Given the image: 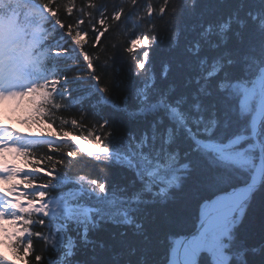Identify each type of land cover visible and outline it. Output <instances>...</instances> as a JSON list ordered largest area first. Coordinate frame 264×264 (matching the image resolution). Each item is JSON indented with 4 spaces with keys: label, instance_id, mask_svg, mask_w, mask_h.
<instances>
[{
    "label": "snow or ice",
    "instance_id": "6c2138e0",
    "mask_svg": "<svg viewBox=\"0 0 264 264\" xmlns=\"http://www.w3.org/2000/svg\"><path fill=\"white\" fill-rule=\"evenodd\" d=\"M245 2L204 24L175 65L182 81L161 86L143 74L159 39L154 17L169 0H115L111 11L103 0H0V264H83L78 248L104 247L91 233L114 223L143 235L137 217L170 189L189 186L203 203L190 231L169 235L166 264H264V237L249 244L239 231L254 193L264 190V61L253 70L247 54L229 46V33L242 41L249 21L264 34V7L240 18ZM113 33L125 39L101 43ZM117 52L139 81L122 96L115 75L101 86L97 74ZM172 71L166 63L161 79ZM85 82L89 91L75 96ZM111 113L137 130L120 135ZM37 139L43 154L32 148ZM87 161L104 165L103 181L69 175L73 162ZM113 166L132 173L129 186L107 183Z\"/></svg>",
    "mask_w": 264,
    "mask_h": 264
},
{
    "label": "trees",
    "instance_id": "16d2710c",
    "mask_svg": "<svg viewBox=\"0 0 264 264\" xmlns=\"http://www.w3.org/2000/svg\"><path fill=\"white\" fill-rule=\"evenodd\" d=\"M77 2L79 5V0ZM152 2L155 6H159L163 0H152ZM103 3L108 5L109 11H111L115 0H103ZM261 7L264 6L260 5L258 0H246L243 10L239 12V17L245 18L244 12L249 8L255 11ZM173 8L176 9L174 13L172 12ZM239 8V0H169L168 10L164 16L154 17L159 39L151 49V71L144 73V77L149 78L154 74L157 83H160L161 86L182 81V73L175 70V65L183 59L181 53L185 46L197 37L204 24L219 23L223 17L230 15ZM233 29H236L235 23H233ZM113 35L120 40L125 39V37L113 33L109 35L108 40L102 38L101 43L108 44ZM229 35L231 37L229 46L238 48L242 53L247 54L250 58L248 64L253 67V70L257 62L264 61V34L259 33L251 21L241 30L242 41L231 36V33ZM111 42L115 43V40H111ZM87 50L93 52L91 48H87ZM139 51L142 52V50ZM93 55L95 57L96 53L93 52ZM100 59L103 60L104 57L101 56ZM66 62L61 58L60 66L63 67ZM169 62L173 71L168 80L163 81L161 69ZM109 63L112 66L103 71L99 66L97 67V74L102 76L101 86L107 84L115 75L116 81L120 84V87L116 89L118 95L122 96L133 92L139 81L130 71V62L124 59L123 54L117 52L114 60L109 61ZM116 69L119 71H115ZM87 84L88 82H85L84 86L79 87L74 95L82 96L87 93L89 91ZM88 104L89 102H86L85 107L91 112L92 109L88 107ZM77 110L78 106L73 109V112ZM105 111L108 110L105 109ZM111 118L120 135L137 130L136 122L124 119L120 113H111ZM34 130L36 129L33 128L32 131ZM32 148L39 154L46 151V145L41 140L33 144ZM73 163L76 164V167L70 166V176L74 177L79 174L84 175L86 180L98 179L103 181L104 177L101 170L104 165L97 167L90 161ZM132 179L133 175L130 171L119 166H113L110 169L107 183L109 185L129 186ZM129 191H132L131 187H129ZM202 203L200 194L192 187H185L183 190L174 187L169 190L168 197L163 203L146 208L144 213L137 217L138 220H143L145 230L143 235L134 234L132 226L106 223L91 233L92 238L97 242H103L104 247L100 248L99 243H97L95 250H92L91 245L88 247L81 246L77 250L76 259L82 261L83 264H125L126 261H131V264H140L143 258L146 264H166L165 253L169 235L190 231L197 220L199 206ZM110 211H117V207H112ZM239 231L241 237L246 239L249 244L259 243L264 237V190H258L254 193V197L240 221ZM121 232H126V235L121 236ZM72 235L75 236V232ZM145 236L148 237L147 241L144 239ZM36 247L37 249L41 247L39 242ZM133 248L136 249V252L130 254ZM9 258L11 259L10 254ZM256 259L258 261L259 257Z\"/></svg>",
    "mask_w": 264,
    "mask_h": 264
},
{
    "label": "rangeland",
    "instance_id": "374dc122",
    "mask_svg": "<svg viewBox=\"0 0 264 264\" xmlns=\"http://www.w3.org/2000/svg\"><path fill=\"white\" fill-rule=\"evenodd\" d=\"M5 108H7V106H4ZM17 117H5L4 118V123H11L13 128H16L17 130H19L21 133H27L24 129H22L21 126L18 125V123L15 121Z\"/></svg>",
    "mask_w": 264,
    "mask_h": 264
},
{
    "label": "water",
    "instance_id": "95a60500",
    "mask_svg": "<svg viewBox=\"0 0 264 264\" xmlns=\"http://www.w3.org/2000/svg\"><path fill=\"white\" fill-rule=\"evenodd\" d=\"M239 186H243V185H239ZM245 210H246V209H245ZM244 213H245V211H244ZM243 215H244V214H243ZM241 220H242V218H241ZM241 220H240V221H241Z\"/></svg>",
    "mask_w": 264,
    "mask_h": 264
}]
</instances>
